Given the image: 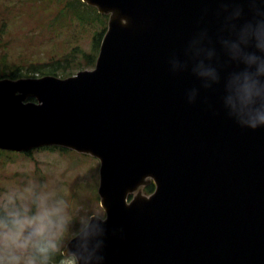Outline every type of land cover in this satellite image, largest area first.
I'll list each match as a JSON object with an SVG mask.
<instances>
[{
	"label": "water",
	"instance_id": "1",
	"mask_svg": "<svg viewBox=\"0 0 264 264\" xmlns=\"http://www.w3.org/2000/svg\"><path fill=\"white\" fill-rule=\"evenodd\" d=\"M84 1L110 14L95 70L0 81V149L101 161L107 218L65 254L264 264V0Z\"/></svg>",
	"mask_w": 264,
	"mask_h": 264
},
{
	"label": "rangeland",
	"instance_id": "2",
	"mask_svg": "<svg viewBox=\"0 0 264 264\" xmlns=\"http://www.w3.org/2000/svg\"><path fill=\"white\" fill-rule=\"evenodd\" d=\"M53 1L50 10L33 13L28 8L27 16L11 21L8 43L0 53L9 51L14 61L41 62L76 52L79 57L75 63L80 66L74 72L92 69L82 66L81 56L94 53L95 28L55 26L61 4ZM100 165L99 159L72 150L0 154V208L15 222L14 228L0 223V264H76L73 257L63 255L69 241L92 215H106L98 195ZM29 226L38 231L35 242L25 238L24 230Z\"/></svg>",
	"mask_w": 264,
	"mask_h": 264
},
{
	"label": "trees",
	"instance_id": "3",
	"mask_svg": "<svg viewBox=\"0 0 264 264\" xmlns=\"http://www.w3.org/2000/svg\"><path fill=\"white\" fill-rule=\"evenodd\" d=\"M1 2V1H0ZM53 0H28L15 3H0V51L2 46L7 42V35L12 28L11 21L24 18L27 12H22L23 5L32 9L46 11ZM61 8L55 19V26L70 27L72 25H83L84 27L95 28L93 37V51L94 53L87 54L84 52L81 56L83 58L84 67H94L101 40L107 27V16H103L98 11L83 3L82 0H60ZM50 4V5H49ZM51 26L53 24H50ZM78 54L73 52L69 55L59 58H44V61L37 62V59L14 61L11 60L9 51L3 55L0 53V77H9L12 79L22 77H42L45 75L68 77L73 75L74 70L80 65H77ZM77 65V66H76ZM86 65V66H85ZM75 66V67H74ZM151 188V189H150ZM154 185L147 187L148 192H152ZM11 217L0 208V222L10 224Z\"/></svg>",
	"mask_w": 264,
	"mask_h": 264
},
{
	"label": "clouds",
	"instance_id": "4",
	"mask_svg": "<svg viewBox=\"0 0 264 264\" xmlns=\"http://www.w3.org/2000/svg\"><path fill=\"white\" fill-rule=\"evenodd\" d=\"M257 39H260V37L258 36ZM260 125H264V114H257V116L250 121V126L253 128Z\"/></svg>",
	"mask_w": 264,
	"mask_h": 264
},
{
	"label": "bare ground",
	"instance_id": "5",
	"mask_svg": "<svg viewBox=\"0 0 264 264\" xmlns=\"http://www.w3.org/2000/svg\"><path fill=\"white\" fill-rule=\"evenodd\" d=\"M151 189V188H150Z\"/></svg>",
	"mask_w": 264,
	"mask_h": 264
}]
</instances>
